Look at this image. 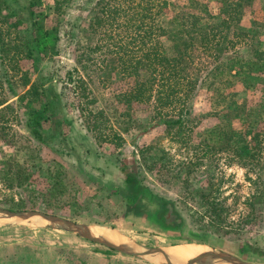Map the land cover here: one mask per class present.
Here are the masks:
<instances>
[{
  "label": "rangeland",
  "instance_id": "obj_1",
  "mask_svg": "<svg viewBox=\"0 0 264 264\" xmlns=\"http://www.w3.org/2000/svg\"><path fill=\"white\" fill-rule=\"evenodd\" d=\"M54 1L38 0L39 6L36 10L48 15L45 23L47 27L52 26L60 18L62 25L58 54L49 55L40 61L38 73H35L29 61H20V66L29 72L28 85L36 80L37 74L50 79L54 91L60 95L64 103L68 104V115L74 120L75 131L85 132L80 124L83 117L80 116L79 107L73 105V101L77 98L73 92V83L68 80V73L74 67H81V64L75 60L80 45L102 44L98 35L100 30L103 33L106 29L97 28L94 33L84 31L90 15L97 14L100 0H73L68 5L65 3L62 8L63 13L59 14L58 18L53 10ZM126 1L118 2L123 4ZM166 2V7L156 14L158 16L153 15L155 21L164 27L181 9L198 14L201 23L218 21L225 14L219 12L218 0H166ZM3 11L5 12V9ZM253 21L256 22L253 29L255 32L240 38L233 36V31L230 30L227 38L217 49H210L207 52V56L204 57L207 66L201 67L194 73L202 84L189 101L190 114L185 120L184 128L177 135H173L176 128L167 133L161 123L162 117H173L174 112L167 107L157 108L160 114L152 120L150 118L155 114L156 109L150 105L135 110L134 117L137 122L126 124L113 120L111 110L116 106L110 103L114 102L111 92L102 87L96 75L91 73L90 77L93 80L89 81L87 72L80 69L83 77L89 82L85 93L88 94V99H95L87 107L94 111L102 108L106 110V114L111 119L109 125L121 136V140L113 138V131L111 133L107 129L106 133L109 134L112 142L101 143L96 141L91 131L88 132L91 142L99 148L101 144L104 145L100 153L114 169L119 166V159L130 160L128 162L130 169L139 179L154 191L178 199L180 206L191 220L192 215L204 209L200 198L193 191L200 186H207L209 181L218 189L213 195L219 200L224 199L228 221L238 220L239 215L245 214L249 209L245 198L254 187L248 177L254 178L256 170L247 171L237 162H230L232 156L224 151L201 158L202 144L199 147L196 145L203 138L213 136L215 128L218 130L217 126L220 123L228 122L230 118L221 111L227 109L236 113L235 103L246 106L249 122L252 121L254 128H264L262 124L264 87L261 86L264 79V0H255L251 8L246 9L237 25L249 29L254 27ZM221 29L225 31L224 27ZM162 39L165 40V37ZM101 53L97 50L92 57H98L102 55ZM193 57L195 61L199 59L198 56ZM20 76L21 74L18 73L15 80L12 77L10 79L11 84L22 97L24 87L21 85ZM75 76L76 73L73 72L72 78L75 79ZM257 77H260V80ZM1 97H6L8 102L16 101V97L8 91L5 82L3 90L0 91ZM83 100L85 99L82 98L81 101ZM22 103L24 106L31 105L29 99L25 97L22 98ZM244 115L233 122L237 129L243 130L246 126V123H241ZM7 125L15 136L12 144L0 139V207L16 211H42L78 223L100 225L108 228L101 229L111 233L110 237L114 241L130 240L142 250L146 247H177L193 243L238 256L249 262L264 264L262 260L249 258V256L253 257L254 251L256 257L264 258V209L259 210L258 219L245 223L240 231L235 232L238 240L249 241V246L246 245L242 255L228 249L220 250L207 243L177 239L151 226L148 220L134 215L133 210H127L126 203L113 189H105L92 182L83 173L78 172L65 156L57 155L43 145L40 146L14 120ZM260 133L264 134V130ZM180 135L185 139L177 141ZM149 143H156L157 147L160 146V149L169 152L175 167L174 172L181 165L186 166L189 161L199 158V165L189 166L193 171L188 175V188L182 185L181 179L168 174L167 180H161L155 172L156 168L149 170L146 167L140 160L139 149ZM162 154V151L148 153V159L150 160L153 155L158 158ZM58 172H60L58 178L62 182V189V185L59 188L53 185ZM115 176L116 174L111 173L105 175L106 178ZM37 218L47 223L45 219L39 216ZM242 220L245 222V219ZM204 222L209 223V218H204ZM237 245L235 239L234 247ZM156 258H160L159 261ZM165 262L161 254L147 259L129 256L78 233L32 225L19 218L0 219V264H164ZM176 262L179 264L181 261Z\"/></svg>",
  "mask_w": 264,
  "mask_h": 264
},
{
  "label": "trees",
  "instance_id": "obj_2",
  "mask_svg": "<svg viewBox=\"0 0 264 264\" xmlns=\"http://www.w3.org/2000/svg\"><path fill=\"white\" fill-rule=\"evenodd\" d=\"M72 1H54L53 10L57 18L63 13L64 4L68 5ZM118 1L98 2L97 14L90 15L84 31L94 33L97 28L106 29L103 33L100 30L98 35L102 44L80 45L75 60L81 67H74L68 73V80L73 83V92L77 98L73 105L79 107L80 116L83 117L80 124L85 129V132H77L74 120L68 115V104L54 91L50 79L37 74L36 80L28 85L29 72L20 66V61H29L35 73H38L40 61L49 55L58 54L62 25L60 18L47 27L45 23L48 15L36 10L38 0H0V91L5 82L8 91L16 97L14 103L8 102L6 97L0 98V139L7 144L13 143L15 133L11 132L7 123L14 120L40 146L65 156L78 172L92 182L105 189H113L124 200L127 210H133L134 215L148 220L151 226L177 239L207 243L220 250L228 249L242 255L246 245L249 246V241L243 240V243L242 239L238 240L235 232L240 231L245 223L258 219L259 210L264 209V134L260 133L264 128H254L252 121L249 122L246 106L235 103L236 113L227 109L221 111L230 118L228 122L220 123L213 136L203 138L196 146L202 144L201 158L224 151L232 156L230 162H237L247 171L256 170L254 178L248 177L254 187L245 198L249 209L245 214L239 215L238 220L228 221L224 199L219 200L213 195L218 189L209 181L207 186H200L193 191L200 198L204 209L192 215L191 220L178 199L154 191L139 179L130 169V160L119 159L117 169L106 162L100 153L104 145L101 144L100 148L94 145L88 132L93 131L94 138L101 143L112 142L106 133L107 129L111 133L113 131V138L121 140V136L109 125L111 119L106 110L102 108L94 111L87 107L95 99H88L85 91L88 80H93L90 77L93 73L102 87L111 92L114 102L110 103L116 107L111 110L107 102L108 108L113 120L118 123L137 122L134 112L143 106L150 105L156 109L150 120L159 116V108L167 107L174 112L173 117H162L161 123L167 133L176 128L173 135H177L184 128L185 120L190 114L189 101L202 84L194 73L207 66L204 58L207 52L217 49L230 30L233 31V36L240 38L255 32V21L254 27L249 29L237 25L255 0H218L219 12L225 13L224 17L205 23L199 21L198 14L181 9L173 15L166 27L158 24L153 16L166 7V0H127L123 4ZM232 27L234 28L231 29ZM97 50L103 56L92 57ZM193 56H198L199 59L195 61ZM80 69L87 72L88 80L83 77ZM73 72L76 73L75 79L72 78ZM18 73L21 74L20 81L24 87L22 97L10 79H14ZM257 78L260 80V77ZM261 86L264 87V79ZM23 97L29 99L30 106H24ZM82 98L85 100L81 101ZM243 115L241 123H246V126L242 125L245 126L243 130L237 129L233 122ZM183 139V135L177 137V141ZM156 143H149L139 149L140 160L149 170L156 168L159 179L167 180L170 175L181 179L182 185L188 188V175L193 171L189 166L199 165V158L189 161L186 166L181 165L174 172L169 152L157 147ZM154 151H162L163 154L158 158L153 155L149 160L148 153ZM59 173L55 175L56 181L53 182L57 188L62 185ZM107 173L116 176L106 178ZM206 217L209 218V223L204 222ZM235 239L238 245L234 247ZM255 253L256 251L249 258L264 261V258L256 257Z\"/></svg>",
  "mask_w": 264,
  "mask_h": 264
},
{
  "label": "water",
  "instance_id": "obj_3",
  "mask_svg": "<svg viewBox=\"0 0 264 264\" xmlns=\"http://www.w3.org/2000/svg\"><path fill=\"white\" fill-rule=\"evenodd\" d=\"M40 217L42 219H45L47 223H43L42 221H39ZM9 219V218H19L23 219L27 222H29L32 225H38L40 227H46V228H56L59 230L74 232L83 235L86 238L92 239L104 246L110 247L120 253L139 257V258H149L150 256L161 254L163 255V258L165 259L164 264H178L171 260L169 253L167 252L168 247L166 246H160V247H146L143 250H131L128 248H124L123 246L116 244L112 241H110L106 236L104 235H96L93 234L92 228L95 227H103L100 225H94V224H87V223H78L74 221H70L67 219L60 218L55 215L47 214L42 211H34V210H22V211H16L8 208L0 207V219ZM215 251V250H213ZM217 256L215 259L211 261H207L203 259L201 256L197 255L194 258L186 259L179 264H259L255 262H249L246 260L241 259L238 256L216 251Z\"/></svg>",
  "mask_w": 264,
  "mask_h": 264
},
{
  "label": "bare ground",
  "instance_id": "obj_4",
  "mask_svg": "<svg viewBox=\"0 0 264 264\" xmlns=\"http://www.w3.org/2000/svg\"><path fill=\"white\" fill-rule=\"evenodd\" d=\"M108 229V228H104V227H95V228H92V232L93 234H96V235H104L106 236L110 241L116 243V244H119L121 246H123L124 248H128V249H131V250H142L141 247L137 246L136 244H134L133 242H131L130 240H125L122 241V242H118V241H114L113 239H111L110 235L111 233L105 231L103 232L102 229ZM110 230H113V229H110ZM108 233V234H107ZM167 249V252L169 253L170 255V258L172 261H174L175 263H178L176 261H184L186 259H190V258H194L196 257L197 255L201 256L203 259L207 260V261H211L213 259L216 258L217 256V252L216 251H213L212 249H208L204 246H198L196 244H193V243H186V244H182V245H179L177 247H174V246H171V247H168L166 248ZM160 258H156L157 261H159ZM176 260V261H175Z\"/></svg>",
  "mask_w": 264,
  "mask_h": 264
},
{
  "label": "crops",
  "instance_id": "obj_5",
  "mask_svg": "<svg viewBox=\"0 0 264 264\" xmlns=\"http://www.w3.org/2000/svg\"><path fill=\"white\" fill-rule=\"evenodd\" d=\"M102 231H103V229H102ZM103 232H105V231H103ZM108 234V233H107Z\"/></svg>",
  "mask_w": 264,
  "mask_h": 264
}]
</instances>
